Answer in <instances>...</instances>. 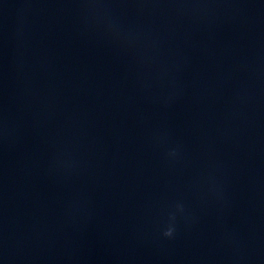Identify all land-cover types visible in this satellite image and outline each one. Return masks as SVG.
Returning a JSON list of instances; mask_svg holds the SVG:
<instances>
[{
    "label": "water",
    "instance_id": "obj_1",
    "mask_svg": "<svg viewBox=\"0 0 264 264\" xmlns=\"http://www.w3.org/2000/svg\"><path fill=\"white\" fill-rule=\"evenodd\" d=\"M0 264H264V0H0Z\"/></svg>",
    "mask_w": 264,
    "mask_h": 264
},
{
    "label": "clouds",
    "instance_id": "obj_2",
    "mask_svg": "<svg viewBox=\"0 0 264 264\" xmlns=\"http://www.w3.org/2000/svg\"><path fill=\"white\" fill-rule=\"evenodd\" d=\"M171 155H174V153H171ZM179 207V206H178ZM182 211V208L180 209ZM171 220H175V217H170ZM176 229L175 226L173 224H169L163 231H162V235L165 238H172L174 233H175Z\"/></svg>",
    "mask_w": 264,
    "mask_h": 264
}]
</instances>
